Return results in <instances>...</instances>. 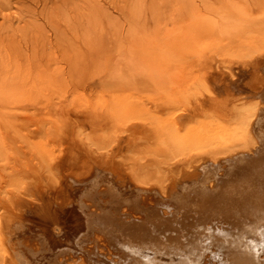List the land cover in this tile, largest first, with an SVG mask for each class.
<instances>
[{
	"label": "rangeland",
	"instance_id": "obj_1",
	"mask_svg": "<svg viewBox=\"0 0 264 264\" xmlns=\"http://www.w3.org/2000/svg\"><path fill=\"white\" fill-rule=\"evenodd\" d=\"M95 6H100L98 11ZM74 10L79 19L83 16V25L88 11H100L103 18L97 21L93 13L92 20L101 23L99 28L70 29ZM133 19L137 24L130 32L120 30ZM0 41V86L8 83L14 91L13 96L0 95V264H120L119 238L113 239L116 236L106 230L105 221L130 219L132 228L138 226L133 229L148 238L165 217L171 230L163 221L166 227L158 228L167 235L158 229L155 242L167 253L179 243L181 250L189 252L185 255H190V261L229 264L230 256L239 259L254 248L250 253L256 252L255 262L264 261V214L239 228L218 213L223 209L216 208L224 191L238 184L237 189L240 182L245 186L255 177V166L251 170L245 166L249 171L242 173L234 170L237 163L225 170L220 166L231 160L223 157L231 152L235 156L247 146L249 126L243 119L247 112L258 110L255 132L249 128L252 140L264 132V0H0ZM87 49L96 53L91 56ZM72 64L84 72L78 75ZM70 66L76 71L71 70L72 78L67 76ZM193 165L198 170L191 172ZM196 172L200 178L191 181ZM143 174L147 177L142 185ZM220 184L227 185L221 192ZM201 190L207 195L202 192L203 197ZM231 206L238 208L236 212L241 209L239 203ZM231 206L218 204L230 211L228 215L234 213L237 224H244V214ZM121 212L123 216H117ZM231 227L233 234L226 235L224 231ZM222 235L234 243H227ZM1 239L9 243L3 246ZM187 242L197 245L184 247ZM2 247L8 248L10 256Z\"/></svg>",
	"mask_w": 264,
	"mask_h": 264
},
{
	"label": "bare ground",
	"instance_id": "obj_2",
	"mask_svg": "<svg viewBox=\"0 0 264 264\" xmlns=\"http://www.w3.org/2000/svg\"><path fill=\"white\" fill-rule=\"evenodd\" d=\"M95 1V0H94ZM129 1V0H128ZM131 1V0H130ZM133 1V0H132ZM85 2V1H84ZM86 2H89V1H86ZM92 2V1H91ZM90 3V2H89ZM95 4V3H94ZM129 4V3H128ZM91 5V4H90ZM89 5V6H90ZM96 5H98L97 4V2H96ZM63 6H64V4H63ZM63 6H61V9H62V7ZM94 6V5H93ZM84 7H86V6H84ZM90 7H92V6H90ZM95 7H97V6H95ZM94 7V8H95ZM99 8H100V6H98ZM98 7L96 8L97 9V11L99 10L98 9ZM64 8V7H63ZM66 4H65V11H66ZM87 8H89V7H87ZM124 8H126L127 9V7H125L124 6ZM130 8H131V6H130ZM60 9V10H61ZM74 9H76V8H74ZM80 9H81V7H80ZM79 9V10H80ZM82 9H84V8H82ZM86 9V8H85ZM91 8H89V10H90ZM101 9H102V7H101ZM100 9V11L102 12V10ZM54 10V9H53ZM60 10H58V12L60 11ZM78 10V11H79ZM95 10V9H94ZM128 10V9H127ZM76 10H74V12L73 13H75V15L77 14L76 12H75ZM80 11H82V10H80ZM87 11V10H86ZM96 11V10H95ZM99 11V12H100ZM125 11V10H124ZM53 12V11H52ZM89 12V16H87L88 18H86V17H84V18H86L87 20H85V24L83 25V23H82V19H83V16H82V18L80 17V19L77 17V15L79 16V14H77L76 16H73V15H71V21H69L70 22V24H69V22L67 23V24H69L68 25V27L70 26L71 28L70 29H72V28H74L75 30H79V28H84V26L85 27H87V28H85L84 30H87L88 29V26L90 25V26H92V28H95L96 29V27L97 28H99L98 26L101 24V23H96V21L95 22H93L94 20H93V17L96 15L97 16V21H98V17L99 18H103V16L102 15H100L99 14V12L97 13V12H90V11H88ZM122 12V11H121ZM129 12V11H128ZM55 13H56V11H55ZM55 13H53V14H55ZM60 13V15H62L63 17H64V13L61 11V12H59ZM61 13H63V14H61ZM66 13H67V11H66ZM66 13H65V19H66ZM80 13V12H79ZM95 15H94V14ZM105 13V12H104ZM68 14V13H67ZM70 14V13H69ZM85 14V13H84ZM122 14H124V13H122ZM129 14V13H128ZM56 15V14H55ZM58 13H57V16L59 17L60 16ZM130 15V14H129ZM62 16H60V17H62ZM78 18V19H76V18ZM131 17L132 18H134V16H132L131 15ZM68 18H70V17H68ZM127 18V17H126ZM131 18V19H132ZM136 19V18H135ZM93 20V21H92ZM137 21V20H136ZM134 19H133V21H132V23L131 22H127L128 24H127V28L126 29H124L125 28V26H124V28H123V26H122V29L120 28V30H122L123 32H126V33H128V32H130L131 31V28L132 27H134V25H136L137 24V22H136ZM65 22H67L66 20H65ZM91 23V24H90ZM81 24V25H80ZM89 26V29L91 28ZM120 26H118V28H119ZM92 28H91V30H92ZM110 29V28H109ZM73 30V29H72ZM103 30V29H102ZM87 32V31H86ZM117 32V31H116ZM122 32V33H123ZM4 40V39H3ZM1 42V41H0ZM113 42H114V40H113ZM5 43V42H4ZM11 43V42H10ZM13 43H14V41H13ZM120 43H121V41H120ZM119 42H118V44H120ZM90 44V43H89ZM109 44H112L111 42L109 43ZM93 45H94V43H93ZM1 46V45H0ZM91 46H92V44H91ZM20 47V46H19ZM95 47H96V49H97V45H95ZM95 47H93V48H95ZM110 47V46H109ZM20 49V48H19ZM89 49V48H88ZM87 49V50H88ZM93 50V49H92ZM7 51V50H6ZM23 51V50H22ZM98 51V50H97ZM9 52V51H8ZM34 52H36V51H34ZM88 52L90 53V51L88 50ZM93 53L95 52V50L94 51H92ZM91 52V53H92ZM86 53V52H85ZM91 53H90V55H91ZM92 53V54H93ZM96 53V52H95ZM84 54V53H83ZM80 55V54H79ZM82 55V54H81ZM87 55V54H86ZM32 56V55H31ZM85 56V55H84ZM92 56V55H91ZM5 57V56H4ZM33 57V56H32ZM70 57V56H69ZM79 57V56H78ZM87 57V56H86ZM86 57H84V59H82V60H85L86 61ZM37 58V57H36ZM71 58H73V57H71ZM76 58V57H75ZM80 58H81V56H80ZM26 59V58H25ZM70 60V59H69ZM78 60V59H77ZM80 60H78V62H79ZM82 63V62H81ZM84 63V62H83ZM92 63V62H91ZM12 64V63H11ZM77 64H80V63H77ZM40 65V64H39ZM76 65V64H75ZM71 66H74L73 64L71 65ZM71 66H70V73H71V75H67V76H71L70 78H72V74L73 73H76V71H74L75 69H74V67L73 68H71ZM77 68L79 67V65L78 66H76ZM75 67V68H76ZM82 67V66H81ZM80 67V68H81ZM67 68V69H68ZM73 69V71H71ZM83 70H84V68H82ZM81 69V70H82ZM37 70V69H36ZM78 70H79V68H78ZM81 70H79V74L78 75H80V71ZM82 70V73L84 72ZM23 71V70H22ZM73 72V73H72ZM78 72V71H77ZM69 73V74H70ZM21 75V74H20ZM76 75V74H75ZM32 76V75H31ZM61 76V75H60ZM77 77V76H76ZM16 77H14V79H15ZM31 78H34V77H31ZM63 78V77H62ZM66 78V77H65ZM69 78V77H68ZM69 78V79H70ZM33 80V79H32ZM76 80H77V78H76ZM11 82H13V80L11 81ZM15 82V81H14ZM33 82V81H32ZM16 83V82H15ZM14 83V85L16 86V84L18 83H16L15 84ZM30 83V82H29ZM32 84V83H31ZM62 84V83H61ZM6 85V87L4 88V86H0V95H1V97H2V95H4L5 93H7L9 96H10V94H12V96H13V93H11V91L12 92H14L13 90H11V88L9 89V86H8V83L7 84H5ZM10 85H12V84H10ZM11 87V86H10ZM14 88V87H13ZM10 90V91H9ZM15 90V89H14ZM16 91V90H15ZM17 92V91H16ZM257 109H254L253 111H250V112H247V114L246 115H244L243 116V119H245V124H246V126H249V128H250V130L252 129L253 130V132H255V126H256V118L258 117L257 116V114H258V110L256 111ZM262 112H264V111H262ZM263 114V113H262ZM264 115V114H263ZM262 117H264V116H262ZM259 120V119H258ZM258 123H259V121H258ZM262 124H264V123H262ZM258 126V125H257ZM262 126V125H261ZM260 127V126H259ZM249 128H247V130H246V132H245V134H246V137H247V140H248V142L246 143L247 144V146H244V147H242L243 149V151H245V152H243V151H239V152H241V153H238V154H236L235 156H232V152L228 155V156H225V157H223V158H231V160L230 159H228V160H225V161H227V162H225L224 161V159H223V161H224V163H223V165L222 166H220L222 169H226V167H228V165L229 166H232L233 165V163H237V164H235L234 166H236V168L234 169L235 171L237 170L239 173L241 172H245V170L246 171H249L248 169H250L251 170V168L252 167H254V170H253V174H255V177H253L252 179H251V181L249 180V182L248 183H246V185L245 186H242L240 183H242V182H238L240 179V177H241V175H238V176H240L238 179H236V180H238L237 182L239 183V186H238V188L236 189V187H237V185H235L232 189H234V190H232V189H230L229 187V192H227L228 190L227 189H224V190H227V191H224V193L223 194H221V198L220 197H218V198H220V203H221V205H224L225 207L227 206L228 207V205L229 206H231V204H237V203H239V205H241L240 206V210L238 211L239 213L241 212L242 213V211H243V213L241 214L240 213V216H242L243 214H244V216H243V220H244V224H237L236 223V216H234V213L232 212V214H227L228 212H230V211H227L228 209H226L225 207H223V208H219V207H222V206H220L219 205V207H218V204H220L219 203V201H218V204H217V206H216V208H218L220 211H221V209H223V211L222 212H218V213H222V216L224 215V216H226L227 215V217H228V221L230 222V223H232L231 224V226H233L234 227V225H235V227H236V225H238L239 226V228L242 226V225H245L247 222H248V224H246V225H249L250 223H251V220H254L255 221V218H254V216L256 217H260L261 218V216H262V214H264V211H263V208H262V206H264V150L262 149V146H263V143L262 142H264V141H262L263 139H262V137H259V136H263L264 137V135H262L263 133L261 132V135H259V134H256V136L258 137V140L256 139V141H255V143H254V141L252 140V136L250 135V131H249ZM261 128V127H260ZM262 128H263V126H262ZM262 128H261V130H262ZM257 129H259V128H257ZM257 131V130H256ZM260 131V130H259ZM263 131V130H262ZM260 133V132H259ZM262 139V140H261ZM262 141V142H261ZM134 146V145H133ZM254 146V147H253ZM256 146V147H255ZM262 149V150H261ZM39 151V150H38ZM230 151V150H229ZM226 153H229V152H223L222 154H226ZM41 154V153H40ZM135 154V153H134ZM220 154V153H219ZM251 155V156H250ZM215 156H216V154H215ZM232 156V157H231ZM220 159V158H219ZM210 160H211V157H210ZM209 160V161H210ZM189 162L188 163H186V164H188L189 166H191L192 165V163H190V160H188ZM218 158L217 159H214V162H213V164L214 163H218ZM221 161V160H220ZM110 162V161H109ZM192 162V161H191ZM205 162V161H204ZM211 162V161H210ZM212 163V162H211ZM94 164V163H93ZM133 164V163H132ZM131 164V165H132ZM135 164V163H134ZM185 164V165H186ZM204 164V163H203ZM205 164H208L207 162L205 163ZM204 164V165H205ZM212 164V165H213ZM256 164V165H255ZM135 165H138V161L136 162V164ZM212 165H211V167H212ZM187 166V165H186ZM194 166V165H193ZM192 166V167H193ZM199 166H201V165H199ZM216 166V165H215ZM245 166H247L246 168H248V169H245L244 167ZM133 167V166H132ZM136 167V166H135ZM184 167V166H183ZM196 167H197V165H196ZM207 166H204V168H206ZM100 168V167H99ZM134 168V167H133ZM219 168V167H218ZM232 168V167H231ZM243 168V169H242ZM96 169H98L97 167H96ZM95 169V170H96ZM194 169H195V166H194V168H191L190 170H192L191 172H193L194 171ZM200 169V168H199ZM224 169V170H225ZM233 169V168H232ZM231 169V170H232ZM89 170H91L90 168H89ZM114 170V169H113ZM134 170H136V169H134ZM196 170H198V169H195V171ZM207 170V169H206ZM234 170H232V172L234 171ZM91 171H93V170H91ZM99 171V170H98ZM102 171V170H101ZM204 171V170H203ZM211 170H209V171H207V172H210ZM188 172H190V171H188ZM226 172H227V170H226ZM230 172V171H229ZM250 172V174H252ZM88 173V172H87ZM93 173H95V172H93ZM186 173V172H185ZM197 173V172H196ZM201 173V172H200ZM231 173V172H230ZM99 174H101V172L99 173ZM147 174V173H146ZM190 173H188V175H189ZM185 175V174H184ZM229 175V174H228ZM247 175H248V173H247ZM96 176H97V174H96ZM186 176V175H185ZM190 176V175H189ZM199 176V174L197 173L196 174V176H191V181L193 180L194 181V179H198V178H200V177H198ZM230 176H232V178H234V176L231 174ZM237 176V175H236ZM243 176V175H242ZM93 177H94V175H93ZM93 177H90L91 179L93 178ZM147 176L145 175V174H143L142 176H140V180L139 179H136L137 181H134V182H137V184H140V183H138V180L140 181V182H142L145 178H146ZM183 177V176H182ZM182 177H179L180 178V180H182L181 178ZM198 177V178H197ZM203 177H205V176H203ZM224 177H225V174H224ZM224 177L222 176V178L224 179ZM229 177V176H228ZM226 178V177H225ZM232 178L231 177H229V179L230 180H232ZM236 178V177H235ZM246 179H248L247 177H245ZM175 179V178H174ZM173 179V180H174ZM187 178H184V180H186ZM219 179H220V177H219ZM227 179V178H226ZM250 179V178H249ZM72 180V179H71ZM85 180V179H84ZM116 180V179H115ZM176 180V179H175ZM230 180H227V181H230ZM245 180V179H244ZM67 181V180H66ZM128 181V180H127ZM131 181H132V178H131ZM130 181V182H131ZM179 181V180H178ZM199 181V180H198ZM200 181H202V180H200ZM234 181V180H233ZM74 182V181H73ZM106 182V181H105ZM114 182V181H113ZM125 182V181H124ZM171 182H172V180H171ZM176 182H177V180H176ZM195 182V181H194ZM225 182V181H224ZM224 182H222V183H224ZM244 182V181H243ZM247 182V181H246ZM126 183V182H125ZM128 183V182H127ZM133 183V182H132ZM131 183V184H132ZM143 183L144 182H142L141 184L143 185ZM173 183V182H172ZM174 183H175V181H174ZM179 183V182H178ZM182 183V182H181ZM215 183V182H214ZM235 183V182H234ZM68 184V183H67ZM137 184L136 183H134V186L136 185L137 186ZM180 184V183H179ZM178 184V185H179ZM184 184V183H183ZM192 184V183H191ZM199 184H201V183H199ZM227 184V183H226ZM230 184V183H229ZM64 185V184H63ZM133 185V184H132ZM174 185V184H173ZM189 185L190 184H188V187H189ZM194 186H195V184H193ZM217 185V184H216ZM221 185V187L219 186V188H220V190H219V188H218V191L219 192H221L222 191V189H223V187H225L226 188V186H223L222 184H220ZM130 186V185H129ZM129 186H128V184H127V186H126V188L128 187V190H129ZM172 186V185H171ZM180 186H181V184H180ZM230 186V185H229ZM113 187V186H112ZM175 187V186H174ZM176 187H177V185H176ZM175 187V188H176ZM217 187H218V185H217ZM135 188V187H134ZM193 188V187H192ZM195 189H196V187H194ZM222 188V189H221ZM174 189V188H173ZM177 189V188H176ZM179 189V188H178ZM190 189V188H189ZM189 189H187V190H189ZM236 189V190H235ZM110 190H111V187H110ZM113 190V189H112ZM127 190V189H126ZM141 190V189H140ZM180 190V189H179ZM192 190H194V189H192ZM197 190H199L198 188H197ZM232 190V191H231ZM146 191V190H145ZM185 191V190H184ZM231 191V192H230ZM124 192V191H123ZM143 192V191H142ZM181 192H182V190H181ZM180 192V193H181ZM200 192V191H199ZM202 192H204L203 190H201V192H200V194L202 193ZM206 192V191H205ZM204 192V193H205ZM210 192H211V189H210ZM217 192V191H216ZM226 192V193H225ZM88 193V192H87ZM114 194H116L115 192H113ZM144 193V192H143ZM143 193H141V194H143ZM178 193V192H177ZM183 193V192H182ZM209 193V192H208ZM86 194V193H85ZM130 194V193H129ZM145 194V193H144ZM197 194H199V193H197ZM203 194V193H202ZM206 194V193H205ZM215 194V193H214ZM218 194V193H217ZM94 195V194H93ZM135 195V194H134ZM181 195H184L185 196V194H181ZM188 194H186V196H187ZM193 195V194H192ZM207 195V194H206ZM87 196V195H86ZM173 196V195H172ZM202 196V195H201ZM217 196V195H216ZM218 196H220V194L218 195ZM97 197V196H96ZM117 197V196H116ZM119 197V196H118ZM197 197V196H196ZM200 196H198L197 197V199L199 198ZM203 197H204V194H203ZM203 197H201L202 199L201 200H203ZM206 197H208V196H206ZM211 197H212V193H211ZM171 198V197H170ZM172 198H174V197H172ZM184 198V197H183ZM215 198V197H214ZM217 198V197H216ZM134 199H135V196H134ZM177 199V198H176ZM179 199V198H178ZM177 199V200H178ZM212 199V198H211ZM234 199V201H236V202H231L232 200ZM137 200V199H136ZM167 200V199H166ZM173 200V199H172ZM177 200H176V202H177ZM179 200H181V197H180V199ZM194 200V199H193ZM209 200V199H208ZM207 200V201H208ZM213 200V199H212ZM196 202H198L197 200H195ZM206 201V202H207ZM115 203V205H116V201H114ZM137 202H139V201H137ZM136 202V203H137ZM179 202V201H178ZM181 202V201H180ZM215 202V201H214ZM82 204V203H81ZM139 204V203H138ZM211 204V203H210ZM214 204V203H213ZM86 204L84 203V206H85ZM99 205H100V202H99ZM98 205V206H99ZM102 205H103V202H102ZM106 205V204H105ZM104 205V206H105ZM137 205V204H136ZM178 205V204H177ZM87 206V205H86ZM114 206V205H113ZM182 206V205H181ZM181 206H180V208H181ZM206 206V205H205ZM205 206H202V208H203V210H204V207ZM82 207V206H81ZM88 207V206H87ZM86 207V208H87ZM183 207V206H182ZM196 207V206H195ZM212 207V206H211ZM214 207V206H213ZM232 207V206H231ZM234 207V206H233ZM232 207V208H233ZM100 208V207H99ZM102 208V207H101ZM104 208V207H103ZM197 208V207H196ZM200 208V207H199ZM201 208V209H202ZM209 208V207H208ZM215 208V209H216ZM235 208H237V207H235ZM235 208H233L234 210H235ZM84 208H82V209H80V210H83ZM88 209H90V208H88ZM143 209V208H142ZM182 209V208H181ZM185 209V208H184ZM213 209V208H212ZM217 209V210H218ZM226 210V213H225V210ZM231 209V208H230ZM238 209V208H237ZM236 209V210H237ZM244 209H246L245 211H244ZM250 210L251 212L250 213H253V215H251V216H253V217H249L248 215H247V213H249L248 212V210ZM75 210V209H74ZM73 210V211H74ZM99 210V209H98ZM102 210V209H101ZM108 210V209H107ZM185 210H187V209H185ZM197 210H198V208H197ZM203 210H202V212H203ZM232 210V209H231ZM233 210V211H234ZM236 210H235V212H236ZM84 211V210H83ZM83 211H82V214H83ZM105 211V210H104ZM113 211V210H112ZM114 211H116L115 209H114ZM113 211V212H114ZM205 211V210H204ZM75 212V211H74ZM94 212V211H93ZM99 212H100V210H99ZM98 212V213H99ZM101 212H103V211H101ZM113 212H111V214H113ZM182 212V211H181ZM180 211H179V213H181ZM184 212V211H183ZM182 212V213H183ZM217 212V211H216ZM238 212H236V213H238ZM88 213H89V211H88ZM91 213V212H90ZM89 213V214H90ZM96 213V212H95ZM97 213V214H98ZM122 213L123 212H121V213H119V214H117V216L118 215H122ZM185 213V212H184ZM183 213V214H184ZM188 213V212H187ZM210 213V212H209ZM224 213V214H223ZM62 214V213H61ZM93 214V213H92ZM92 214H90V215H92ZM108 214V213H107ZM111 214L109 215V217L111 216ZM115 214V215H116ZM125 214V213H124ZM147 214V213H146ZM174 214V216H177V215H179L178 213H177V215H175L176 213H173ZM173 214H172V216H173ZM205 214H206V212H205ZM208 214V213H207ZM206 214V215H207ZM79 215V214H78ZM99 215V214H98ZM102 214H100V216H101ZM127 215V214H126ZM160 215H162V214H160ZM182 215V214H181ZM186 215V214H185ZM188 215V214H187ZM199 215L201 216V217H204L205 215L204 214H201L200 212H199ZM93 216V215H92ZM94 216H95V214H94ZM97 216V215H96ZM99 216V217H100ZM123 216V215H122ZM121 216V217H122ZM163 216V215H162ZM209 215H207V217H208ZM90 217V216H89ZM102 218H103V215L101 216ZM100 217V218H101ZM116 217V216H115ZM119 218V219H121L122 220V218ZM133 217V216H132ZM165 217V216H164ZM180 217H185L184 215H182V216H180ZM201 217L200 218H198V219H201ZM227 217H226V219H227ZM263 217V216H262ZM77 218H78V216H77ZM99 218V219H100ZM166 218L167 217H165L164 219L165 220H163L162 219V221H158L157 223L159 224V222H162L161 224H163V225H158L157 223H156V225H157V229H155L156 228V225H155V227L152 225V222L150 223L154 228V230H158L159 228L158 227H161L162 228V226H164V223H163V221H165V222H167V224H165V225H168V221H166ZM188 218V217H187ZM187 218H185V221L187 222L188 221V219ZM103 219H106V218H103ZM103 219H102V222H103ZM109 219V218H108ZM126 219V218H125ZM124 219V220H125ZM132 219V218H131ZM168 219H169V217H168ZM172 219V218H171ZM179 219V218H178ZM183 218H181V220H182ZM204 219H206V218H204ZM204 219H202V220H204ZM257 219V218H256ZM93 220V219H92ZM92 220H90V221H92ZM97 220V219H96ZM112 220H114V219H112ZM115 220H117V218H115ZM115 220L114 221H105V223L104 224H107V225H105V227L107 228L106 230H108V232H112L114 235H113V237L114 236H116V237H114L113 239H118V244H120V246L121 247H118V249L119 250H121L122 249V251H121V263L120 264H199L198 262H193V260L192 261H190L189 260V257H190V255L188 254L189 252L188 251H186V252H188L187 254V256L185 255L186 254V252H184L183 250H181L180 248H179V243L177 244V242H179V241H177L176 242V244H177V247L180 249V251H178V249H177V247H175L176 249H173L174 247V245H172V247H167V245H166V242H167V240L169 239V237H168V239L166 240V242L164 243V241H163V243H164V245L169 249V250H167V251H170V250H173V251H176L177 250V252H175V253H173V251H171L170 253H167L166 252V249L165 248H162L163 246L162 245H158V244H156V242H155V240H157L156 238H158V236L161 234H164L165 235V233L162 231L164 228H162V230H160L162 233H158V231L156 232L155 231V233H154V230L152 229V230H150L149 231V233H148V235L150 236H152V237H148L147 238V235L145 234V233H143V234H141V232L139 233V232H137V231H135L134 229H136V227H138V226H136V227H133L132 228V222H130L129 223V221H130V219L129 220H126V221H128V222H126V221H121V222H119V220H117L118 221V223H115ZM170 220V219H169ZM174 220V219H173ZM197 220V219H196ZM243 220H241V221H243ZM246 220V221H245ZM82 221V220H81ZM140 221V220H139ZM138 221V223L134 220V222H136L137 224H143V223H141V222H139ZM157 221V220H156ZM155 221V222H156ZM185 221H184V223H185ZM257 221H261L260 219L259 220H257ZM263 221V220H262ZM93 222V221H92ZM95 222V221H94ZM93 222V223H94ZM133 222V223H134ZM142 222H144V221H142ZM177 222V221H176ZM256 222V221H255ZM87 223V222H86ZM90 223V222H89ZM99 223V222H98ZM145 223V222H144ZM182 223H183V221H182ZM234 223V224H233ZM236 223V224H235ZM243 223V222H242ZM261 223V222H260ZM264 223V222H263ZM79 224V223H78ZM78 224H76L77 225V227H81V226H78ZM91 224V223H90ZM89 224V225H90ZM94 224H96V223H94ZM100 224V223H99ZM147 224V223H146ZM172 224V223H171ZM174 224H176V223H174ZM177 224H178V222H177ZM179 224H181V223H179ZM255 224V223H254ZM253 222H252V224H251V226H250V230H254V227H253ZM101 225V224H100ZM134 225H136L135 223H134ZM133 225V226H134ZM151 225H150V229H151ZM182 225V224H181ZM262 226L264 225V224H261ZM99 226V225H98ZM146 226V225H145ZM147 226H148V224H147ZM146 226V227H147ZM170 225H168V227H167V229H169L170 227H169ZM178 226V225H177ZM177 226H175V228L177 227ZM203 226V225H202ZM255 226V225H254ZM257 226H258V224H257ZM83 227V226H82ZM90 227V226H89ZM95 227H97V226H95ZM94 227V228H95ZM115 227H118L117 228V230L115 229ZM141 227V226H140ZM145 227V228H146ZM164 227H166V226H164ZM173 227H174V225H173ZM172 227V228H173ZM179 227V226H178ZM199 227H201V226H199ZM198 227V228H199ZM233 227H231V229L230 230H225L224 232L226 233V235L228 234V233H230L232 230H233ZM244 227V226H243ZM249 227V226H248ZM247 227V228H248ZM260 227V226H259ZM88 228V227H87ZM103 228H104V226H103ZM148 228V227H147ZM203 228V227H202ZM255 228H257V227H255ZM74 229V228H73ZM93 229V228H92ZM99 229V228H98ZM179 228H177V230H178ZM207 229V228H206ZM211 229V227L210 228H208L207 229V231H211L210 230ZM212 229H214V228H212ZM89 230V229H88ZM147 230H149V229H147ZM165 230H166V228H165ZM170 230L171 229H169V232H170ZM200 230V229H199ZM217 230V229H216ZM248 230V229H247ZM250 230H248V231H250ZM258 230V228L256 229V231ZM86 231V230H85ZM97 231H99V230H97ZM143 231V230H142ZM192 231H194L193 229H192ZM191 231V232H192ZM201 231H206V230H202L201 229ZM239 231H241V229H239ZM0 232H1V230H0ZM72 232V231H71ZM74 232V231H73ZM72 232V233H73ZM78 232H79V230H78ZM92 232H94L93 230H92ZM107 232V233H108ZM144 232V231H143ZM166 232V231H165ZM172 232V231H171ZM180 232V231H179ZM188 232V231H187ZM186 232V233H187ZM190 232V231H189ZM190 232V233H191ZM213 232H214V230H213ZM213 232H211V234H213ZM217 232H219V231H217ZM242 232H243V230H242ZM255 232V231H254ZM258 232V231H257ZM103 233V232H102ZM105 233V232H104ZM107 233H105V234H107ZM112 233H110V235H112ZM154 233V234H153ZM175 233V232H174ZM174 233H173V235H174ZM189 233V234H190ZM195 233V235H196V233H197V231L196 232H194ZM193 233V234H194ZM199 233H200V231H199ZM209 233V232H208ZM216 233V232H215ZM220 233H222V232H220ZM224 233V234H225ZM249 233V232H248ZM263 233H264V231H263ZM74 234V233H73ZM73 234H72V236H73ZM78 234H80V233H78ZM153 234V235H152ZM157 234V235H156ZM159 234V235H158ZM172 234V233H171ZM176 234V233H175ZM188 234V233H187ZM192 233H191V235H193ZM219 234V233H218ZM223 234V233H222ZM230 234H233V233H230ZM229 234V235H230ZM236 234V233H235ZM241 234V233H240ZM252 234V233H251ZM262 233H260V235H261ZM75 235V234H74ZM82 235V234H81ZM118 235V236H117ZM167 235V234H166ZM166 235H165V237H166ZM178 235H180V234H178ZM177 235V236H178ZM210 235V234H209ZM208 235V236H209ZM216 236H217V234H215ZM220 235V236H219ZM217 237H221V234H219ZM226 235H222V236H226ZM246 237H247V234H244ZM243 235V236H244ZM253 235V234H252ZM3 236V235H2ZM1 236V237H2ZM7 236V235H6ZM82 236H84V235H82ZM102 236H104V234L102 235ZM168 236H170V233H169V235ZM172 236V235H171ZM176 236V235H175ZM176 236V237H177ZM198 236V235H197ZM216 236H214V237H216ZM232 236V235H231ZM242 236V239H244V237ZM256 236H257V234H256ZM259 236V235H258ZM257 236V237H258ZM77 237V236H76ZM88 237V236H87ZM121 237H122V239H121ZM160 237V236H159ZM180 237V236H179ZM179 237H178V239L177 240H179ZM186 237H188V240H191V238H190V235L189 236H186ZM186 237H185V239H186ZM210 237V236H209ZM208 237V238H209ZM230 237V236H229ZM228 237V238H229ZM233 237V236H232ZM238 237L239 236H237L236 238H237V240H239L238 239ZM256 237V238H257ZM3 238V237H2ZM5 238V237H4ZM82 238V237H81ZM84 238V237H83ZM105 238H108L107 236L105 237ZM190 238V239H189ZM194 238H196V237H194ZM194 238H192V239H194ZM199 238V237H198ZM207 238V239H208ZM247 238H249V237H247ZM246 238V239H247ZM6 239V238H5ZM79 239V238H78ZM77 239V240H78ZM109 239V238H108ZM172 239V238H171ZM175 239V238H174ZM181 239V238H180ZM211 240H212V237L210 238ZM224 239H225V241L228 243L229 242V244H232V243H234V242H231L230 243V241L229 240H227V236H226V238L224 237ZM230 239H231V237H230ZM2 241H3V239H1ZM7 241H9L8 239H6ZM75 240V239H74ZM80 240V239H79ZM159 240H160V238H159ZM163 240V239H162ZM162 240H160V241H162ZM173 240V239H172ZM172 240H171V242H172ZM187 240V239H186ZM195 240V239H194ZM197 240V239H196ZM195 240V241H196ZM217 240H218V238H217ZM220 240H222V238L220 239ZM245 240V239H244ZM244 240H242V241H244ZM43 241V240H42ZM81 241H83V240H81ZM159 241V242H160ZM192 242H193V240H191ZM190 241V242H191ZM198 241V240H197ZM213 241H214V239H213ZM232 241H233V239H232ZM236 241V240H235ZM86 242V241H85ZM183 242V241H182ZM190 242H187L186 244H183V246L184 247H186V246H188L187 248H191L192 246H195V245H197V244H195V245H192V243H190ZM210 242V241H209ZM221 242V241H220ZM226 242H223L222 241V243H225V244H227ZM237 242V241H236ZM240 242V241H239ZM239 242H238V244H239ZM246 242H248V240L246 241ZM4 243H7L6 241H3V246L5 245ZM9 243V242H8ZM7 243V244H8ZM42 243V242H41ZM44 243V242H43ZM78 243V242H77ZM114 243H115V240H114ZM114 243H112V244H114ZM174 243H175V241H174ZM199 243V242H198ZM211 243V242H210ZM13 244V243H12ZM45 244V243H44ZM160 244H162L161 242H160ZM172 244V243H171ZM181 244V243H180ZM188 244V245H187ZM237 244V243H236ZM117 245V244H116ZM199 245V244H198ZM212 245V244H211ZM210 245V246H211ZM253 245V244H252ZM252 245H250V246H252ZM8 246V245H7ZM20 246V245H19ZM18 246V247H19ZM62 246H63V244H62ZM162 246V247H161ZM180 246H182V244L180 245ZM202 246V245H201ZM206 246H208V245H206ZM210 246H208L209 248H211ZM238 248H239V250H240V245H236ZM246 246V245H245ZM249 246V245H248ZM247 246V247H248ZM249 246V247H250ZM61 247V246H60ZM228 247H229V245H228ZM242 247H243V245H242ZM246 247V248H247ZM248 247V248H249ZM256 247V246H255ZM3 248V247H2ZM117 248V247H116ZM121 248V249H120ZM171 248V249H170ZM202 248V247H201ZM223 247H221V249H222ZM231 249H233L234 247H230ZM5 249V251L3 252V253H7L8 254V252H9V250L7 251V249L8 248H6V247H4L3 248V250ZM16 249H17V247H16ZM44 249V248H43ZM193 249V248H192ZM192 249H190L189 251H191ZM195 249V248H194ZM207 249V248H206ZM231 249H229V250H231ZM243 249V248H242ZM245 249V248H244ZM254 248H252V250H253ZM256 249V248H255ZM2 250V249H1ZM20 250V249H19ZM19 250H17L18 252H19ZM83 250V249H82ZM205 250V249H204ZM208 250V249H207ZM223 250V249H222ZM228 250V251H229ZM236 250L237 249H235V251H233V252H236ZM248 250V249H247ZM246 250V252H244L243 253V255L241 254V256H239V259L236 257V255H235V258L234 259H232V256H230L231 257V260H233V262H231L232 264H257L256 262H255V257H256V252H253V253H250V251L252 252V250H248L247 251ZM13 251V250H12ZM15 251V250H14ZM84 252L86 251V249L85 250H83ZM183 251V252H182ZM194 251V250H193ZM219 250H217V252H218ZM238 251V250H237ZM241 251V250H240ZM16 252V251H15ZM18 252H16L15 254H17ZM35 252V251H34ZM95 252V251H94ZM120 252V251H119ZM199 252V251H198ZM219 252H221V251H219ZM259 252V251H258ZM36 253V252H35ZM46 253V252H45ZM87 253H88V251H87ZM91 253V252H90ZM194 253V252H193ZM201 253V252H200ZM229 253V252H228ZM241 253H242V251H241ZM260 253V252H259ZM10 254V253H9ZM8 254V255H9ZM89 254V253H88ZM94 254V253H93ZM92 254V255H93ZM203 254V253H202ZM201 254V255H202ZM216 254V253H215ZM218 254V253H217ZM225 255H226V253H224ZM224 254H222V255H224ZM237 254V253H236ZM238 254H240V253H238ZM12 255H13V253H12ZM19 255V254H18ZM17 255V257H18V259H19V256ZM100 255V254H99ZM98 255V258H100V256ZM194 255H196V254H194ZM255 257H254V256ZM3 256V255H2ZM10 256V255H9ZM8 256V257H9ZM16 256V255H15ZM87 256V255H86ZM216 256V255H215ZM260 256V255H259ZM8 257H6L7 259H8ZM34 257V256H33ZM119 257H120V254H119ZM197 257V256H196ZM224 257V256H223ZM11 258V257H10ZM22 258V257H21ZM41 258H42V256H41ZM91 258V257H90ZM92 258H94V257H92ZM92 258H91V260H92ZM200 259L202 258V257H199ZM226 258V257H225ZM63 259V258H62ZM85 259V258H84ZM89 259V258H88ZM95 259V258H94ZM101 259V258H100ZM118 260H119V258H117ZM192 259V258H191ZM221 259H222V257H221ZM228 259H229V257H228ZM259 259V258H258ZM9 260V259H8ZM14 260H15V257H14ZM86 260V259H85ZM95 260H97V259H95ZM10 261V260H9ZM13 261V260H12ZM88 261V260H87ZM98 261V260H97ZM111 261V260H110ZM189 261H190V263H189ZM203 261V260H202ZM201 261V262H202ZM223 261H225V260H223ZM228 261V260H227ZM226 261V262H227ZM257 261V260H256ZM8 262V261H7ZM18 262H20V260L18 261ZM99 262V261H98ZM104 262V261H103ZM108 262V261H107ZM120 262V261H119ZM171 262H174V263H171ZM176 262V263H175ZM258 262V264H264V261H257ZM16 263V262H15ZM57 263V262H56ZM89 262H87L86 264H88ZM94 263H96V261H94ZM101 263V262H100ZM118 263V262H117ZM228 263V262H227ZM226 263V264H227ZM231 263H229V264H231ZM12 264V263H11ZM62 264V263H61ZM93 264V263H92ZM96 264H99V263H96ZM105 264V263H104ZM107 264V263H106ZM111 264H112V262H111ZM116 264V263H115Z\"/></svg>",
	"mask_w": 264,
	"mask_h": 264
}]
</instances>
